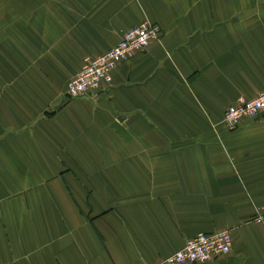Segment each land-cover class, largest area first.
I'll return each mask as SVG.
<instances>
[{
  "label": "crops",
  "instance_id": "crops-1",
  "mask_svg": "<svg viewBox=\"0 0 264 264\" xmlns=\"http://www.w3.org/2000/svg\"><path fill=\"white\" fill-rule=\"evenodd\" d=\"M145 20L111 86L65 96ZM263 90L264 0H0V263L152 264L228 230L203 264H264V113L222 122Z\"/></svg>",
  "mask_w": 264,
  "mask_h": 264
},
{
  "label": "built area",
  "instance_id": "built-area-1",
  "mask_svg": "<svg viewBox=\"0 0 264 264\" xmlns=\"http://www.w3.org/2000/svg\"><path fill=\"white\" fill-rule=\"evenodd\" d=\"M158 24L142 21L125 30L116 44L94 56H85L80 69L71 76L65 87L68 99L91 95L112 85V70L132 52L144 50L160 36ZM264 113V90L252 98L239 96L234 104L226 107L222 122L228 129L236 128L244 118H257ZM260 209V208H258ZM264 212V207L262 210ZM261 222V216H256ZM231 249L228 230L200 232L185 240L183 245L152 264H203ZM1 264V263H0Z\"/></svg>",
  "mask_w": 264,
  "mask_h": 264
}]
</instances>
